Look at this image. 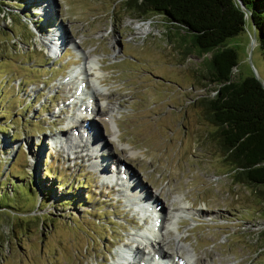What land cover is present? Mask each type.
<instances>
[{
    "label": "rangeland",
    "instance_id": "obj_1",
    "mask_svg": "<svg viewBox=\"0 0 264 264\" xmlns=\"http://www.w3.org/2000/svg\"><path fill=\"white\" fill-rule=\"evenodd\" d=\"M127 11L119 0H0V264H110L136 245L152 225L112 182L122 164L155 195L169 223L163 235L180 237V248L166 238L167 253L264 264L261 198L231 180L200 113L199 98L214 91L208 54L162 16ZM228 39L233 76L254 73L264 85L247 31ZM80 78L88 85L77 98ZM91 101L99 146L88 150L73 129Z\"/></svg>",
    "mask_w": 264,
    "mask_h": 264
},
{
    "label": "trees",
    "instance_id": "obj_2",
    "mask_svg": "<svg viewBox=\"0 0 264 264\" xmlns=\"http://www.w3.org/2000/svg\"><path fill=\"white\" fill-rule=\"evenodd\" d=\"M119 1L132 17L162 16L198 55L208 54L202 64L214 91L199 98L200 113L212 126L209 138L230 166L231 180L252 188L264 211V85L253 73L233 76L236 49L226 43L246 30L264 64V0Z\"/></svg>",
    "mask_w": 264,
    "mask_h": 264
},
{
    "label": "bare ground",
    "instance_id": "obj_3",
    "mask_svg": "<svg viewBox=\"0 0 264 264\" xmlns=\"http://www.w3.org/2000/svg\"><path fill=\"white\" fill-rule=\"evenodd\" d=\"M61 39H63V37H61ZM50 44L51 45L49 47V50L52 52L53 50H55V47H53L54 46L53 43H50ZM57 47L58 46H56V48ZM90 63H92V62H90ZM90 63H88V64H90ZM93 63H92V67H94V64ZM84 71L86 73L84 75L85 76V80H87V78H88L87 77V74H89V73L87 72L86 68H84ZM87 85L88 84L86 83L84 86H87ZM92 88L93 87H91V91L94 90ZM93 92H97V90H95ZM96 105L97 104H95V106ZM95 106H94V108H95ZM95 109H97V106H96ZM92 121L89 120L83 126H82V123H81V124H79L78 126L75 127V129L78 127V129H76V130H79L78 131L79 134H78V132H75L76 135H83L84 134L86 136V137H83V139H85V141H86V143H83V147L86 146L85 147L86 149H88L89 145H90V147L92 145V148H93V146H99V144L97 142V138H98V128L95 126L94 123H92ZM75 129H73V131H75ZM81 133H83V134H81ZM100 145H101V143H100ZM101 154H102V152H101ZM91 155H92V153H88L87 154V156H89V157ZM106 164H107L106 163V160H101V161H99V166H97V167L102 172V171H104L103 170L104 167L106 168V166H107ZM112 170H117V169L112 168ZM116 172H118V173L120 172L119 173L120 174L119 180H117L115 177H111L112 182L117 183V184H123L125 186V189H127L128 193H129L128 195L131 196V197H134L135 200H137L139 203H141V209L143 208L144 210H147L148 212H150L151 210L158 211V213H160V216L162 215V217L159 218L160 216H159V214H157V218L158 219L157 218H154L157 221V223L156 222H153L151 227L154 228V229H156V232L154 230H152V232L150 233V238H146L147 239L146 245H144V246L142 245L141 246L139 244L140 242H138L136 245H133V246L132 245H129L127 248H124V249L121 250V252H124L125 249L131 250L136 255V257H137L136 259L133 260V262L125 259L126 260V263L127 264H141V262L143 260H146L145 257L147 255H150L149 256L150 257L149 260H152L153 259L152 258V254L153 253H157L158 254L156 256L157 260H154L153 259L154 260L153 261V264H157L158 263V259H159V264H164V262L161 260V257H171L172 259H174L179 254L176 251L174 253H167L166 250L163 248V245L166 244V242H168V241H166V238H168L169 240L170 239H174V240H177L175 242V243H177L176 244L177 248H180L181 247L179 245L180 237L178 235H170V236H168V234L167 235H163V232L161 231V229H164V227H166L164 222L167 219L164 217L163 209L157 203V199L155 198V195L152 194L151 192H149V190L147 188H145L144 186H141V184L138 182V180L136 181L135 174L132 173L130 170H128V168L124 167L122 169V171L121 170L120 171L117 170ZM121 174H123V176ZM143 203H147L149 205L147 206V204L144 205ZM184 209H185V206H183V205L176 208L177 211H183ZM167 224H169V223L167 222ZM167 227L169 228L168 225H167ZM142 236H145V235L142 234ZM178 237H179V239H178ZM139 239L142 240L143 238L140 237ZM136 240H137V238H136ZM146 246H149L150 247V250L144 251L143 248L146 247ZM116 258H118L121 261H123L122 260L123 259V255H119V256L116 255ZM146 262H147V260H146ZM191 262H192V260H191ZM175 263H176V260H175ZM188 264H195V263H189V261H188Z\"/></svg>",
    "mask_w": 264,
    "mask_h": 264
},
{
    "label": "water",
    "instance_id": "obj_4",
    "mask_svg": "<svg viewBox=\"0 0 264 264\" xmlns=\"http://www.w3.org/2000/svg\"><path fill=\"white\" fill-rule=\"evenodd\" d=\"M252 39H253V36H252ZM252 41V40H251ZM251 43V42H250ZM249 49H251V45H250V47H249ZM249 62H250V59H249ZM254 74V73H253ZM255 75V74H254Z\"/></svg>",
    "mask_w": 264,
    "mask_h": 264
}]
</instances>
